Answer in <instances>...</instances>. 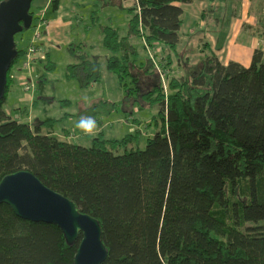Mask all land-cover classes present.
Wrapping results in <instances>:
<instances>
[{
    "label": "trees",
    "instance_id": "trees-1",
    "mask_svg": "<svg viewBox=\"0 0 264 264\" xmlns=\"http://www.w3.org/2000/svg\"><path fill=\"white\" fill-rule=\"evenodd\" d=\"M193 1L136 0L125 36L118 28H103V47L112 53L109 70L129 95L158 106L160 129L143 150L136 146L137 135L106 138L100 131L88 137L86 147L45 133L55 118L34 124L14 118L16 110L3 107L12 66L8 72L0 102V182L28 171L98 219L108 249L103 264H264V198L259 197V182L264 185V54L255 51L249 66L223 64L204 43L199 62L191 65L187 58L183 66L185 56L178 50L182 5ZM30 13L34 20L32 6ZM132 37L144 41L145 60L139 59ZM158 46L167 53L161 64L172 70L176 57L183 70L169 79L168 93L148 54ZM74 47L78 63L69 65V75L83 72L85 86L99 81L98 61L76 54ZM16 48L15 60L27 52ZM47 67L55 64L49 61ZM38 75L42 96L47 80ZM128 77L133 87L125 82ZM115 109L116 103L99 100L78 116L96 120ZM248 179L252 188L243 193L251 192L252 202L237 207L232 226L226 221L227 188L234 192L238 182ZM81 238L69 246L57 225L24 220L0 204V264H75Z\"/></svg>",
    "mask_w": 264,
    "mask_h": 264
},
{
    "label": "rangeland",
    "instance_id": "rangeland-1",
    "mask_svg": "<svg viewBox=\"0 0 264 264\" xmlns=\"http://www.w3.org/2000/svg\"><path fill=\"white\" fill-rule=\"evenodd\" d=\"M91 1L92 6L90 9L92 11L89 15H85L87 21L80 26L76 25L74 29L73 45L75 46V50L78 47H82L79 49L81 52L92 53L96 56L100 62V80L85 86L83 84L84 75L81 74L82 72H78V75L75 77L69 75L67 55L63 53H52L49 56H47V54L45 55V58L48 57V59H41L40 56L43 54L41 53L40 56L38 55L36 62L38 63V68L41 69V72L45 75L47 80L46 90L43 94L46 100L44 101L43 98H40L41 95L36 88L38 80L35 78L30 84L32 85L31 88L28 90L20 86L9 90L3 107L7 111L17 107H24V114L26 115L23 116L24 118H21L24 122H28L29 118L38 121L46 120L47 118H55L57 121L43 128L45 133L51 132L63 140L88 147L91 144L87 138L88 136L76 127L77 122L81 118L78 116L79 110L99 100L114 102L116 103V109L113 112L105 117L99 116L96 118V120L101 122L99 124L96 121L98 124L97 133L102 131L106 138L116 139H121L127 135H137L138 145L136 146L143 150L146 147L147 138L154 136L160 129L161 122L158 118V106L148 105L137 98L135 93L129 95L128 89L120 83L118 76L109 70L107 61L112 53L103 47L102 31L106 26L114 27L112 26V21L118 17V15L115 16L114 14L117 11L116 9H120L115 7L110 0L100 2L98 6L93 5L95 0ZM103 5L106 6L102 7ZM34 9L35 2L32 4V10ZM117 13H119V11H117ZM34 16L32 27L23 32L21 37H17L16 39V44L19 49L28 50L31 42L35 38L37 30H40V28L43 38L44 22L42 23L40 21V14L37 12ZM38 25H40L39 29ZM86 26H89L91 29L87 30ZM124 31H126V28L121 30V36L127 34ZM191 39V34L184 35L183 32H181V43L178 50L185 56L182 57V61H180L183 66L187 58L191 65L197 64L200 59V48L197 49L193 47L190 42ZM88 43L91 44L87 45ZM130 43L139 50V59L145 60L147 56L143 49L144 41L142 42L138 37H132L130 38ZM99 45H101V48H99ZM69 48L70 46L67 48V51L72 57V52L68 50ZM78 51L76 54H78ZM148 51L149 57L151 61H153L156 67L155 69L157 73L160 74L161 79L162 74L164 75L163 83L165 92L168 93L169 79L182 76L183 70L178 66L176 57H173L175 60L172 65V70H170V68L167 69L165 61L162 64L159 62V60L164 58L167 54L160 46L155 49L150 48ZM89 56L92 57V55ZM26 58L27 56L24 54L15 60L11 70L21 64L24 66ZM49 61L55 64L54 69H49L47 67ZM24 68L27 69L25 66ZM130 80L131 78L128 77L125 82L129 84V87H133ZM15 116L18 117V115ZM156 118L158 119V123L155 122ZM66 132L71 133V135H65ZM252 185V180L248 179L238 182L234 192H228L227 188L226 197L229 199V204L225 211L228 224L235 226V213L238 206L241 207L245 203L252 202V193H243L246 187L251 190ZM259 197L262 199L264 198V185H262L261 182H259ZM248 224L252 225L254 223L250 222ZM243 230L245 231V228Z\"/></svg>",
    "mask_w": 264,
    "mask_h": 264
},
{
    "label": "crops",
    "instance_id": "crops-1",
    "mask_svg": "<svg viewBox=\"0 0 264 264\" xmlns=\"http://www.w3.org/2000/svg\"><path fill=\"white\" fill-rule=\"evenodd\" d=\"M105 1L95 0L96 3L93 2V5L98 6L100 2ZM34 2L35 9L33 11L40 14V18L43 17L45 25L43 38L39 41L42 52L47 56L52 53H63L69 57H67L69 65L77 64L78 60L73 55L71 57L68 54L67 48L74 44L73 35L76 25L80 26L87 21L85 15H89L92 11L90 9L92 1L33 0L32 4ZM110 2L120 9H116L119 13L116 11L114 14L118 17L112 21L113 28L120 30L126 28L124 32L127 33L131 18L129 9L134 7L136 0H110ZM182 7L184 13L180 36L181 32L184 35L191 34L192 39L190 42L193 47L200 48L199 51L206 43L207 47L215 52L223 64L234 61L244 66L251 64L255 51L260 50L264 54V0H194L189 4L182 5ZM86 27L87 30L91 29L89 26ZM81 48H76L75 52ZM99 48H101V45H99ZM68 50L71 51L70 48ZM82 54L86 55L87 60L98 61L92 53L79 50L78 55ZM89 55H92V57ZM201 55L203 54H199V57ZM98 63L100 62L98 61ZM33 66L32 71L25 69L22 64L11 70L10 90L19 86L25 88L26 82L31 84L33 79L38 80V73H41V69L38 68L37 62ZM40 98L46 100L43 95ZM13 110H16L13 117L18 120L26 115L24 114V107H17L7 112ZM15 115H18V117ZM33 121L36 120L29 118L28 123L32 122L34 124ZM65 135L70 136L71 133L66 132Z\"/></svg>",
    "mask_w": 264,
    "mask_h": 264
},
{
    "label": "water",
    "instance_id": "water-1",
    "mask_svg": "<svg viewBox=\"0 0 264 264\" xmlns=\"http://www.w3.org/2000/svg\"><path fill=\"white\" fill-rule=\"evenodd\" d=\"M32 2H0V102L5 97L8 72L18 57L15 36L33 24ZM0 204H7L24 220L57 225L69 246L81 236L75 264H103L106 261L108 249L102 240L99 220L79 211L75 202L45 186L32 173L20 171L4 177L0 182Z\"/></svg>",
    "mask_w": 264,
    "mask_h": 264
},
{
    "label": "built area",
    "instance_id": "built-area-1",
    "mask_svg": "<svg viewBox=\"0 0 264 264\" xmlns=\"http://www.w3.org/2000/svg\"><path fill=\"white\" fill-rule=\"evenodd\" d=\"M40 21L43 23V17L40 18ZM40 28V25H38V29ZM42 39V32L41 28L40 30H37V33L35 34L34 40L31 42L27 52H26V62L24 66L30 71L33 69V65L36 62L38 55L40 56L41 53H43L40 57L41 59H45V54L41 50V46L38 44V42ZM162 59V58H161ZM160 59V60H161ZM159 60V62H160ZM162 80L164 82V75L162 74ZM32 85L30 83L26 82L25 89L28 90L31 88Z\"/></svg>",
    "mask_w": 264,
    "mask_h": 264
},
{
    "label": "clouds",
    "instance_id": "clouds-1",
    "mask_svg": "<svg viewBox=\"0 0 264 264\" xmlns=\"http://www.w3.org/2000/svg\"><path fill=\"white\" fill-rule=\"evenodd\" d=\"M76 127L87 136H95L98 130V124L94 117H81Z\"/></svg>",
    "mask_w": 264,
    "mask_h": 264
}]
</instances>
